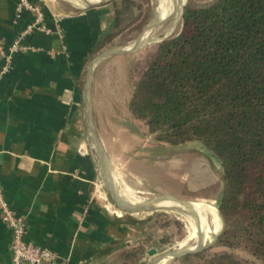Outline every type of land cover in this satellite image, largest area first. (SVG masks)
<instances>
[{"label": "crops", "instance_id": "obj_1", "mask_svg": "<svg viewBox=\"0 0 264 264\" xmlns=\"http://www.w3.org/2000/svg\"><path fill=\"white\" fill-rule=\"evenodd\" d=\"M30 1L42 8L52 32L37 30L29 35L26 41L33 48L14 53L8 72L2 73L6 61L0 57L4 195L17 213L26 216V239L58 252L65 264H145L144 236L154 220L142 212L162 206L151 203L156 197L133 205L120 198L123 193L144 198L161 166L155 148L180 145L159 141L144 121L133 116L130 101L137 75L130 63L133 54L97 59L108 51L109 2L73 9L67 0ZM17 2L0 0V47L6 50L36 17L28 10L17 17ZM142 166L151 174H142ZM170 168L171 164L162 176L176 184L175 166ZM104 169L112 184L120 187V196L115 189L120 202L136 205L135 209L116 202ZM221 184L219 205L223 174ZM167 193L163 196L174 198L170 190ZM218 213L220 218L219 209ZM219 222L215 237L223 229ZM10 239L0 209V264L12 262ZM199 242L204 247L209 241L198 237Z\"/></svg>", "mask_w": 264, "mask_h": 264}, {"label": "trees", "instance_id": "obj_2", "mask_svg": "<svg viewBox=\"0 0 264 264\" xmlns=\"http://www.w3.org/2000/svg\"><path fill=\"white\" fill-rule=\"evenodd\" d=\"M130 110L159 141H199L217 156L224 180L217 245L264 264V0L188 2L182 30L136 75ZM235 257L225 251L208 263L239 264Z\"/></svg>", "mask_w": 264, "mask_h": 264}, {"label": "rangeland", "instance_id": "obj_3", "mask_svg": "<svg viewBox=\"0 0 264 264\" xmlns=\"http://www.w3.org/2000/svg\"><path fill=\"white\" fill-rule=\"evenodd\" d=\"M67 1L69 6L73 9L80 7V5L72 0ZM190 1L197 4H205L212 0H186L185 5ZM109 3L112 9V17H115L116 12L120 11V21L118 25L113 26L112 24L109 33L111 37L110 40H108V44L105 46L106 50L122 48L129 45V43H133L138 36L146 30L148 25H150L155 16L157 7V0H112ZM185 5L183 6V11ZM85 6H87V4ZM179 23H181V25ZM179 23L175 27V31L173 30L169 32V34L166 31L167 23L159 25L151 32L148 42L143 44L140 43L132 48L133 50L129 53H132L134 58H132L130 63L137 75L145 69L150 55L154 53L158 44L165 38L174 36L182 30L183 12ZM142 124L140 123V125ZM146 147L151 149L152 145L147 144ZM155 149L157 150L156 156L160 158L158 160L161 166L159 170L157 169L158 171H155L156 175H154V177L157 181H151L153 189L149 191L146 189L143 195L145 199H142L148 201L155 197H161L156 200H162L164 198L163 195H169L167 192L170 190L175 199L186 203V205L201 203L205 204L206 209H215L216 213H218L219 202L216 198L222 187V168L220 167V160L214 156L206 146L197 141L188 142L187 144L175 147L165 144ZM146 153V155H148L150 151L148 150ZM169 164H171V171L174 169L173 166H175L176 184L168 182L162 176L166 170H169ZM118 168L121 167L119 166ZM147 168V166H142V170L145 169V173L142 172V174H151ZM101 182L102 181L99 183L101 184L102 190H105ZM109 200H111V198H109ZM152 209L153 208H144L142 212L144 217L148 218L151 216L154 220V222L146 228L147 230L144 236L145 264H150L153 259L169 251L178 249H197L198 238L196 240L193 239V241L186 240L189 236L192 224L187 213L178 210L181 209L179 207H160L155 208L156 211ZM189 213L195 219L193 213L191 211ZM217 215L219 216V213ZM219 219L223 225L221 216ZM199 222L201 223L199 232L206 233L208 229L203 227V222ZM217 237L214 236L212 241L206 243L204 247L197 252L202 253L200 256L192 257L187 260L183 258L194 254L168 258L164 264H209L208 261L212 259L215 254L224 253L225 251L234 253L238 259L235 257L233 260L239 262V264H261L246 250L218 246ZM183 242L184 247L181 246ZM150 250H156V254L150 255L148 253Z\"/></svg>", "mask_w": 264, "mask_h": 264}, {"label": "built area", "instance_id": "obj_4", "mask_svg": "<svg viewBox=\"0 0 264 264\" xmlns=\"http://www.w3.org/2000/svg\"><path fill=\"white\" fill-rule=\"evenodd\" d=\"M33 12L36 17L27 27L22 30L6 50L0 47V57L5 59L2 73L8 72L12 66L14 53L27 51L33 48L26 39L37 30L52 32L46 25L45 14L42 8L30 0H18L16 16L21 17L25 11ZM60 33V30L58 31ZM0 209L3 222L11 231L10 249L12 262L10 264H65V258L53 249L28 241L25 237L27 231V219L25 215L17 213L8 199L5 197L2 184L0 183Z\"/></svg>", "mask_w": 264, "mask_h": 264}, {"label": "bare ground", "instance_id": "obj_5", "mask_svg": "<svg viewBox=\"0 0 264 264\" xmlns=\"http://www.w3.org/2000/svg\"><path fill=\"white\" fill-rule=\"evenodd\" d=\"M72 1L77 3L78 5H80V7H81V6H85L88 3H98L101 0H72ZM185 2H186V0H157V7H156L155 16L152 19L150 25L145 30L144 35L142 37V41L140 43L143 44L145 42H148V38H149L151 32L153 31V29L158 27L159 25H162L163 23H167V27H166L167 30L166 31L168 34H169V32L173 31L181 19V15L183 12V6H184ZM179 24L181 25V23H179ZM133 45H135L134 42L131 44L129 43V45H127L125 47L129 49V48H133ZM114 185H115V183H114ZM114 189L117 190V192L119 193V196H120L121 195L120 194V187L115 185ZM123 194H122V197L120 199L122 201H124L125 203H129V204L133 205L135 203L138 204L139 201H141L142 203L146 202L145 200H142L141 198H138V197L135 198L133 196L127 197L125 194L124 195ZM156 199L151 201V203L154 204L155 206H158V207L162 206V207H169V208L179 207L181 209H178V210H181V211L187 213L192 224L190 223L191 224V230H190L189 236L187 237L186 240L193 241V239L196 240L199 237L203 241H205V240L206 241H212L213 236L215 235V233H217V230L219 228V218H218V215H217L215 209H206L205 204H201V203L200 204L197 203V204H193V205H186V203H184L178 199L170 198V197H164L162 200H156ZM133 202H135V203H133ZM189 202H191V201H189ZM188 211L189 212L191 211L193 213V215L195 216V219ZM199 221L203 222V224H204L203 227H205V229L206 228L208 229V231L206 233H204V232L200 233L199 232V229L201 226V223ZM198 225H199V227H198ZM204 231H206V230H204ZM184 242L181 244L182 247H184ZM165 261H166V259L159 262L158 264H164Z\"/></svg>", "mask_w": 264, "mask_h": 264}, {"label": "water", "instance_id": "obj_6", "mask_svg": "<svg viewBox=\"0 0 264 264\" xmlns=\"http://www.w3.org/2000/svg\"><path fill=\"white\" fill-rule=\"evenodd\" d=\"M112 0H101L99 1L98 3H88L87 5L88 6H93V5H100V4H103V3H107V2H110ZM185 5V4H184ZM149 26V25H148ZM147 29V28H146ZM145 32V31H144ZM144 32L138 36V38L134 41V44L133 45V48L137 45L140 44V42L142 41V37L144 35ZM110 33V31H109ZM107 34V39L109 40L110 39V34ZM131 50H133L132 48H126V47H122V48H117V49H113V50H108V51H105L101 54H99L97 56V59H100V58H104V57H107V56H110V55H113V54H119V53H125V52H130ZM90 78V77H89ZM88 94H89V85L86 89V95H87V98H86V103H87V106L89 104V98H88ZM98 145L101 146L100 144V141L99 139L96 140ZM104 178H105V183L108 187V189L111 191V193L113 194V197L114 199L116 200V202L123 208H130V209H135L136 207L135 206H126L124 204H122L116 194V191L114 189V185L112 184V182L110 181L109 177H108V173L106 172V170L104 169ZM150 206V204H143L142 207H148ZM203 248L201 242H199L198 244V247L197 249H178V250H173V251H169V252H166L160 256H158L157 258H155L152 262V264H157L160 260L162 259H165V258H175V257H181V256H184V255H191V254H195L197 252H199L201 249ZM151 254H156V250H152L150 251Z\"/></svg>", "mask_w": 264, "mask_h": 264}]
</instances>
